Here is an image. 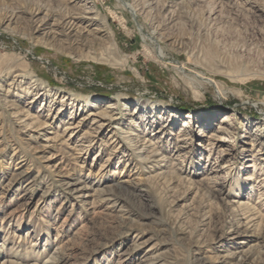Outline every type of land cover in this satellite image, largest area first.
Segmentation results:
<instances>
[{
    "label": "rangeland",
    "instance_id": "rangeland-1",
    "mask_svg": "<svg viewBox=\"0 0 264 264\" xmlns=\"http://www.w3.org/2000/svg\"><path fill=\"white\" fill-rule=\"evenodd\" d=\"M86 1L100 63L30 20L79 4L0 0V264H264V0Z\"/></svg>",
    "mask_w": 264,
    "mask_h": 264
},
{
    "label": "bare ground",
    "instance_id": "bare-ground-1",
    "mask_svg": "<svg viewBox=\"0 0 264 264\" xmlns=\"http://www.w3.org/2000/svg\"><path fill=\"white\" fill-rule=\"evenodd\" d=\"M70 2H73L75 4H79L80 6V10H78V14H68V15H64L62 17L59 18H55L54 16H45L44 18H37L38 16V12H33V14L30 17V20L33 22L34 24V31L35 32H43V41L41 42L42 45H44L45 47H53L58 49L59 51H69V50H74L77 52L79 58L81 60H85V61H92V62H96V63H100V59H98L96 56L93 57H87L86 59L80 57L82 54V49H89L91 48V46L93 47V45H98L101 46V42H102V37L104 36H108V42L107 43V47L111 48V47H115V44L113 42V36L111 34L110 29L108 28L106 22L104 20L100 21L97 17L98 15L95 14V12L93 11L92 7L88 6V2L86 0H70ZM125 6V5H124ZM127 6V5H126ZM128 7V6H127ZM4 19V18H3ZM100 21V22H99ZM7 24L11 25L12 23H15V16H10L8 18H6L5 20H1L0 24ZM75 46V47H74ZM162 52H158V56L162 57ZM95 55V54H94ZM91 56V55H90ZM198 77V75H197ZM199 79L201 81H204L208 84L214 85V87L216 88V92L219 93V89L217 87L216 84H214L212 81L204 79L202 77H199ZM11 84H15L14 80L12 81ZM221 93V92H220ZM72 105V104H71ZM96 104H93L92 107H96ZM122 108H126L124 103H119L117 104H109L107 105V107L98 114H88L87 116H84L81 121H87L88 118L91 116H95L96 118L99 119V121L97 122L99 124V126L96 129L99 128H108L111 127L113 125H120L121 123V116H122ZM129 116H132L133 114H128ZM171 117H173L174 115H170ZM78 123V122H77ZM189 122H186L182 127L183 129L180 130V137L181 138H186L187 136L189 137V130L185 129V128H189ZM70 124V123H69ZM71 125V124H70ZM224 125V126H223ZM226 126H231L232 122L230 121V119L226 116L222 117V119L219 121V127H217V129L215 131H213V133L211 134V140L214 141L215 143H221V142H225V134L227 133V128H225ZM78 125H72V128H77ZM71 127H66L64 129V131L67 130H71ZM167 127V126H166ZM164 127V128H166ZM163 128V130H164ZM117 130V129H116ZM121 131V129H120ZM118 133L115 131L113 133V135H117ZM135 135H126V137H133ZM126 140V139H125ZM129 141L130 143L132 142V140H126ZM133 143V142H132ZM79 145V144H78ZM81 146V144L79 145V147ZM135 147V145H133ZM151 148V146H143L141 149H138L137 147H135V151L138 153H136L137 157L140 158V161L146 160V161H150L148 159V157L146 158V156H144V158H141V154H146L148 149ZM157 152H155V150H151L150 152H148V154H150V156H154L156 155ZM150 158V157H149ZM164 160V159H163ZM212 172H215L214 170H212ZM216 184V183H215ZM72 186V185H71ZM86 189L84 186L81 187L80 189H76L73 188L70 191H79V190H84ZM75 193V192H74ZM82 195V194H81ZM84 198L87 197V195L84 196H79V198ZM107 197L105 198V202L111 201L110 197L111 196H104ZM103 201V200H101ZM58 256L55 255V253H52L43 264H49V263H55L57 261Z\"/></svg>",
    "mask_w": 264,
    "mask_h": 264
}]
</instances>
